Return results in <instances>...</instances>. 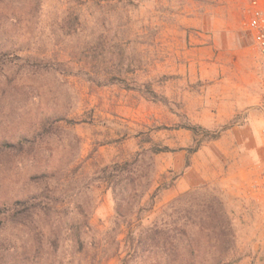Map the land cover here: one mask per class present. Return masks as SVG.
<instances>
[{"label":"rangeland","instance_id":"obj_1","mask_svg":"<svg viewBox=\"0 0 264 264\" xmlns=\"http://www.w3.org/2000/svg\"><path fill=\"white\" fill-rule=\"evenodd\" d=\"M249 1L0 0L3 262L121 264L155 226L170 264H264ZM34 195L62 238L32 259L7 214Z\"/></svg>","mask_w":264,"mask_h":264},{"label":"trees","instance_id":"obj_2","mask_svg":"<svg viewBox=\"0 0 264 264\" xmlns=\"http://www.w3.org/2000/svg\"><path fill=\"white\" fill-rule=\"evenodd\" d=\"M42 201L43 200H40L36 195L31 196L26 200L25 208L16 210L17 205L15 203V206L9 209V212L7 214V218L11 219L14 222H20L23 226H26L28 229V233L33 236L32 242L29 247L33 252V255L31 257L32 259H34V257L36 256L38 257V254L41 250H43L44 245H48L53 250H57L62 238V233L59 229V225L62 221V218L59 214L61 213L60 210L57 208H53V206L51 205H48L49 207H47V205H44V202L42 204ZM50 212L52 216L51 222L52 224H55V231L52 228V225L46 226L42 222V214L44 213L45 217L48 218L50 217ZM156 228L157 227L153 226L148 227L145 230L141 237H139L138 243L132 245V250H130L129 255L127 254L121 259V264H170V260H168L166 257H160V259L150 257L153 249L151 247L153 246V243L155 241V247L157 246V243H161L164 253L168 250V240L165 236L166 233L155 230ZM4 241V239L0 238V248L2 247ZM72 241L74 243H79L81 248L84 247L85 242L83 239L82 225L76 226V231L73 235ZM161 244H159V246ZM3 257V253L0 252V264H11L3 262ZM219 261H223V264H229V262L225 258H221Z\"/></svg>","mask_w":264,"mask_h":264},{"label":"built area","instance_id":"obj_3","mask_svg":"<svg viewBox=\"0 0 264 264\" xmlns=\"http://www.w3.org/2000/svg\"><path fill=\"white\" fill-rule=\"evenodd\" d=\"M246 12L248 13L246 27L252 36L254 48L264 61V0H250ZM261 142L264 149V127L261 130ZM257 187L264 194V169Z\"/></svg>","mask_w":264,"mask_h":264},{"label":"crops","instance_id":"obj_4","mask_svg":"<svg viewBox=\"0 0 264 264\" xmlns=\"http://www.w3.org/2000/svg\"><path fill=\"white\" fill-rule=\"evenodd\" d=\"M250 2V1H249ZM253 41V40H252Z\"/></svg>","mask_w":264,"mask_h":264}]
</instances>
